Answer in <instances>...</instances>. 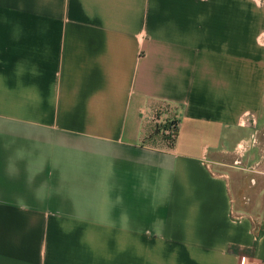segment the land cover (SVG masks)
<instances>
[{
  "label": "crops",
  "instance_id": "obj_1",
  "mask_svg": "<svg viewBox=\"0 0 264 264\" xmlns=\"http://www.w3.org/2000/svg\"><path fill=\"white\" fill-rule=\"evenodd\" d=\"M258 140L264 0H0V264H264Z\"/></svg>",
  "mask_w": 264,
  "mask_h": 264
},
{
  "label": "rangeland",
  "instance_id": "obj_2",
  "mask_svg": "<svg viewBox=\"0 0 264 264\" xmlns=\"http://www.w3.org/2000/svg\"><path fill=\"white\" fill-rule=\"evenodd\" d=\"M168 121V120H167ZM167 121H161L160 124L158 125V129L160 130H164L167 124ZM169 135H170V128H168V130H166ZM259 140H258V151L255 152V155L251 157V161L255 159L254 163L252 165H250L247 169L245 168H238L241 176H240V181L242 183H244V181L246 180V183L248 186H254V187H259L261 186V184L264 182V174L262 173V170L260 169V167L262 166L260 163V153H261V149H263L264 147L262 145L259 146ZM261 148V149H260ZM243 150V149H242ZM251 163V162H249ZM243 165V163H242ZM247 192V190L245 191V193Z\"/></svg>",
  "mask_w": 264,
  "mask_h": 264
},
{
  "label": "trees",
  "instance_id": "obj_3",
  "mask_svg": "<svg viewBox=\"0 0 264 264\" xmlns=\"http://www.w3.org/2000/svg\"><path fill=\"white\" fill-rule=\"evenodd\" d=\"M168 128H170V135L167 131H163V135L167 139L168 144L172 145L175 140V134L177 133V124L174 121L168 120L164 130H168Z\"/></svg>",
  "mask_w": 264,
  "mask_h": 264
},
{
  "label": "built area",
  "instance_id": "obj_4",
  "mask_svg": "<svg viewBox=\"0 0 264 264\" xmlns=\"http://www.w3.org/2000/svg\"><path fill=\"white\" fill-rule=\"evenodd\" d=\"M240 264H250L249 257L247 255L241 256Z\"/></svg>",
  "mask_w": 264,
  "mask_h": 264
}]
</instances>
